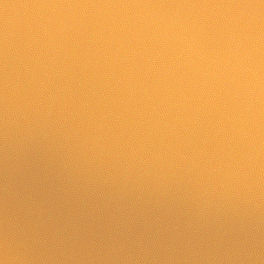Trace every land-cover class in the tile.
Here are the masks:
<instances>
[{
    "label": "water",
    "instance_id": "obj_1",
    "mask_svg": "<svg viewBox=\"0 0 264 264\" xmlns=\"http://www.w3.org/2000/svg\"><path fill=\"white\" fill-rule=\"evenodd\" d=\"M0 264H264V0H0Z\"/></svg>",
    "mask_w": 264,
    "mask_h": 264
}]
</instances>
